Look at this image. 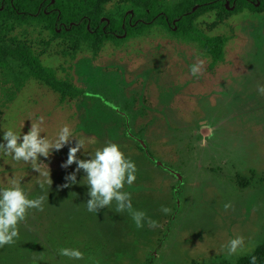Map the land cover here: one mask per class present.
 I'll list each match as a JSON object with an SVG mask.
<instances>
[{
    "label": "rangeland",
    "instance_id": "374dc122",
    "mask_svg": "<svg viewBox=\"0 0 264 264\" xmlns=\"http://www.w3.org/2000/svg\"><path fill=\"white\" fill-rule=\"evenodd\" d=\"M200 26L230 37L215 67L196 43L162 26L119 46L107 42L96 59L89 51L72 57L61 40L48 44V32L30 30L27 40L43 63L86 92L63 99L32 79L3 105L0 85V144L5 131L27 133L40 116L42 135L55 138L67 124L74 137L40 157L52 180L43 187L30 164L0 151V189L15 177L29 198L46 197L44 210L30 209L18 225L16 242L0 248V264H211L235 262L264 243V96L256 89L264 84V13L245 10L224 23L213 13ZM198 60L197 78L190 65ZM78 139L85 147L78 159L109 142L121 146L137 167L123 190L159 227L137 228L115 201L87 210L86 173L75 163L64 167ZM72 173L76 183L67 179ZM240 235L244 247L227 256L223 246ZM63 247L78 248L84 259L60 256Z\"/></svg>",
    "mask_w": 264,
    "mask_h": 264
},
{
    "label": "trees",
    "instance_id": "16d2710c",
    "mask_svg": "<svg viewBox=\"0 0 264 264\" xmlns=\"http://www.w3.org/2000/svg\"><path fill=\"white\" fill-rule=\"evenodd\" d=\"M245 10L264 13V0H0V85L6 97L3 105L14 100L32 79L49 86L63 99L79 98L86 92L43 63L41 54L27 40L31 29L48 32V44L61 40L72 57L89 51L96 59L107 42L119 46L162 26L170 36L196 43L215 67L224 60L230 37L207 33L200 19L215 13L224 23ZM17 30L21 32L17 34ZM252 256L257 258L256 264H264V243L235 262L211 264H251Z\"/></svg>",
    "mask_w": 264,
    "mask_h": 264
},
{
    "label": "clouds",
    "instance_id": "9594fccd",
    "mask_svg": "<svg viewBox=\"0 0 264 264\" xmlns=\"http://www.w3.org/2000/svg\"><path fill=\"white\" fill-rule=\"evenodd\" d=\"M190 72L193 76L199 77L203 72V61L198 60L190 65ZM257 92L264 96V84H257ZM44 117L40 116L38 122H33L27 133L22 135L12 129L5 131L3 139L5 143L0 144V151L12 157L15 161H23L31 165L32 169L39 172L44 183L52 184L49 172L40 161V157H49L53 150H60L69 144L74 138L69 125H64L55 138L42 135ZM85 150L84 141L78 139V143L69 149L68 158L64 167L76 164V172L83 170L86 173L84 179L89 188L90 199L86 202L89 212H98L102 208H109L113 201L116 203L115 211L123 213L127 211L137 228H143L145 222L148 227H159L158 221L151 219L145 211L136 210L132 206L131 193L124 191L125 185L131 186L137 179L136 164L126 156L121 146L109 142L103 148L97 149L90 159H78L77 153ZM76 183V174L72 173L67 177ZM83 179V180H84ZM67 186V185H65ZM45 196L29 198V194L21 185V181L15 177L8 181V186L0 189V248L5 245H12L19 238L18 225L23 222L30 209L43 211ZM225 209L232 207L231 203L225 204ZM164 214H169L171 209L162 207ZM245 245V238L235 236L223 247L226 248V255L232 256L238 253ZM59 255L70 259L82 260L84 253L78 248L63 247L59 249ZM43 259V256L40 257ZM256 257H251V264H256Z\"/></svg>",
    "mask_w": 264,
    "mask_h": 264
}]
</instances>
